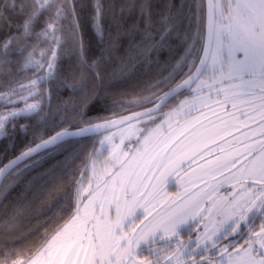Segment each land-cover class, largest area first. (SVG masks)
<instances>
[{"label":"snow or ice","instance_id":"snow-or-ice-1","mask_svg":"<svg viewBox=\"0 0 264 264\" xmlns=\"http://www.w3.org/2000/svg\"><path fill=\"white\" fill-rule=\"evenodd\" d=\"M117 6L121 20L138 9L141 24L114 57L119 37L106 36L103 18ZM86 11L98 39L92 55ZM66 54L74 59L64 67ZM17 70L33 73L27 84ZM0 77V137L31 131L39 140L0 166V195L25 160L42 169L35 198L66 181L74 190L70 217H38L27 234L17 226L22 212L6 217L0 264H264V0H199L188 12L175 3L157 12L151 0H4ZM113 80L137 88L114 105L131 114L93 119L89 102ZM58 86L82 103L45 139L39 130L55 121Z\"/></svg>","mask_w":264,"mask_h":264},{"label":"trees","instance_id":"trees-1","mask_svg":"<svg viewBox=\"0 0 264 264\" xmlns=\"http://www.w3.org/2000/svg\"><path fill=\"white\" fill-rule=\"evenodd\" d=\"M95 0H83L85 5L94 3ZM106 5L120 3H127L128 0H103ZM137 3L142 2V0H136ZM4 0H0V4H3ZM151 3L154 6V9L158 12L160 8L168 3H175L178 7L184 9L185 12H188L189 9L196 3H199V0H151ZM91 12L86 11L84 16V21L82 22V31L83 39L86 44L90 45V55L98 53V39L96 37L95 31L91 25ZM121 11L117 6L115 8H108L104 13L103 24L105 25V34L111 35L113 37H119L118 41L111 47L110 51L113 56H122L124 50L129 47V35L128 30L134 26L140 25V14L139 10L129 13L125 11L123 13V19L121 20ZM120 24L119 30L117 29V24ZM188 21H186V24ZM191 26L193 30L196 29V20L195 17H192ZM37 31L40 29L37 28ZM45 47H50L46 45ZM182 54V53H181ZM168 58V53L165 51L163 59ZM69 59H74V57L66 54L63 57L64 67H67V61ZM118 63V61H117ZM112 67H109V73L111 72ZM25 76L32 77L33 73L28 70H17L14 79L23 81L27 84L28 80L24 79ZM3 77H0V86H2ZM50 90V89H49ZM137 90V88L132 83H125L122 80H113L109 85L106 86L105 90L100 94L99 99L95 101H90L88 109L91 112L92 118L94 119L97 115L102 116H113L119 117L127 113H131L128 109H120L116 107L118 102L123 101L127 102L132 94ZM44 93L45 90H41ZM82 95V94H81ZM81 95H73L70 90L64 89L62 86H58L56 90L52 93V113L55 115V121L49 122L47 125L41 127L40 134L47 138L55 134L56 132L62 130L64 127H68V124H62V117L66 115L67 109L72 107L81 106ZM149 93H145V96H148ZM58 97V98H57ZM65 101H68V104L65 105ZM100 109H105L100 111ZM142 108H135L134 110H139ZM79 117L73 116L69 117V124L74 123ZM24 124H27L28 121H21ZM95 142V138L92 140H87L85 143L90 147L92 143ZM39 143V140H34L32 132L29 131L25 133H15L10 131L9 138L0 137V166L4 163L10 161L11 158L19 155L21 151L28 144ZM30 161L27 160L19 166V175L16 173L13 174V177H9L5 182L8 187V192L6 198L4 195H0V227L3 226V221L6 217L11 216L13 211H18L23 213V219L18 221L17 226L20 228L22 234H27L32 228L35 227L36 220L39 217V222L44 223L49 219L53 214L60 216L65 215L70 217L73 209L71 205L74 203V190L73 193H68L66 189L71 184V181H66L64 188L60 189L53 193L49 190L40 198H35L36 189L31 188L32 181L40 172L41 166H36L34 168H25L26 164H29ZM51 161H47L43 164V167H48V164ZM63 197V199H61ZM59 200L60 203L52 209L51 212L48 209ZM64 209H68L67 212H64ZM33 239H39V237H34ZM240 243L243 242L242 239L238 240ZM32 245L26 242L24 246V252H27V249ZM18 250L20 246H17Z\"/></svg>","mask_w":264,"mask_h":264},{"label":"rangeland","instance_id":"rangeland-1","mask_svg":"<svg viewBox=\"0 0 264 264\" xmlns=\"http://www.w3.org/2000/svg\"><path fill=\"white\" fill-rule=\"evenodd\" d=\"M25 94H26V93H25ZM30 102H31V100H30ZM20 106H23L22 103H21ZM165 111H167V109H165ZM118 135H119V133H117V136H118ZM100 138H102V137H100ZM118 142H119V141H118V139H117V143H118ZM126 143H127V141H126ZM227 187H228V185L225 184V186L221 189V195L226 194V189H227ZM183 239L187 240L188 237L185 236V237H183ZM236 239L239 240V239H242V238H240V237H236ZM242 243H243V242H242Z\"/></svg>","mask_w":264,"mask_h":264},{"label":"water","instance_id":"water-1","mask_svg":"<svg viewBox=\"0 0 264 264\" xmlns=\"http://www.w3.org/2000/svg\"><path fill=\"white\" fill-rule=\"evenodd\" d=\"M143 109H139V110H136L137 112H139V111H142ZM131 113H127V114H125L124 116H127V115H130ZM113 118H119V117H113ZM61 131V130H60ZM59 132V131H58ZM53 135H55V134H53ZM46 139V138H45ZM34 146V145H33ZM20 155V154H19ZM19 155H17V156H19ZM16 157V156H15ZM15 157H13V158H11L10 160H12V159H14ZM25 161H27V160H25ZM25 161H23V162H25ZM9 162V161H8ZM8 162H6V163H4V164H7ZM22 162V163H23ZM22 163L20 164V165H22ZM3 164V165H4ZM2 165V166H3ZM0 179H2V178H0Z\"/></svg>","mask_w":264,"mask_h":264}]
</instances>
